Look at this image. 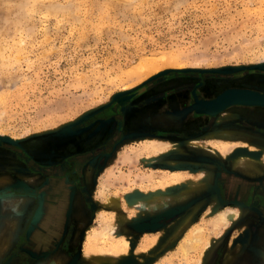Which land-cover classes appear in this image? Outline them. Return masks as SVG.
<instances>
[{
	"label": "rangeland",
	"instance_id": "374dc122",
	"mask_svg": "<svg viewBox=\"0 0 264 264\" xmlns=\"http://www.w3.org/2000/svg\"><path fill=\"white\" fill-rule=\"evenodd\" d=\"M167 69L176 70L170 83L207 78L214 97L232 88L264 93V0H0V146L44 161L72 145L100 141V113H110L119 95ZM231 104L264 111V104ZM225 108L215 112L217 129L188 145L154 135L118 142L96 171L94 162L85 169L89 208L73 210L62 235L70 232L72 244L65 238L44 254L22 251L24 238L16 244L22 230L1 224L0 264L19 253L26 256L16 264H95L85 244L113 221L118 241L125 237L130 246L116 259L103 257L112 261L103 264H231L230 254L246 247L262 220L254 219L253 208L226 201L224 177L211 176L230 166L263 169L264 138L252 126L240 127L235 106ZM150 137L175 146L147 151L142 141ZM220 142L230 148L221 151ZM174 170L188 177L169 185L163 175ZM151 176L165 189L149 182ZM160 189L164 197L145 199ZM106 196L115 203H106ZM30 198L0 197V214L14 220ZM137 199L146 202L133 204ZM229 208L241 209L238 218L217 224ZM169 209L177 211L164 214ZM196 231L200 238L184 253L181 245ZM98 241L107 254L109 238Z\"/></svg>",
	"mask_w": 264,
	"mask_h": 264
},
{
	"label": "flooded vegetation",
	"instance_id": "af4514ba",
	"mask_svg": "<svg viewBox=\"0 0 264 264\" xmlns=\"http://www.w3.org/2000/svg\"><path fill=\"white\" fill-rule=\"evenodd\" d=\"M173 79H175L174 76L164 77L144 86L139 91H134L132 96L124 102L115 100L110 113H100V127L98 128V131L100 130V141H92L86 146L78 145L76 147L72 145L73 147H70L72 149L58 159L49 157L50 159L41 161L33 153H25L18 147L4 148L0 146V171H9L32 178L34 183L30 184L34 187L41 186V182L45 186H49V189L44 191L41 198L31 195L22 213H20L22 231L18 235L16 244L24 238L30 215L41 202L45 208L43 210L44 214L35 229V233L29 239L26 237L28 244L40 245V247L56 244L57 247L65 238L68 240L70 232L63 238L62 235L67 228L66 223L72 211L79 209L84 214L87 211L86 209L89 208L87 190L84 184V177H87L85 169L94 162V170L96 171L106 160L107 154L123 139L154 135L178 141L182 140L185 143L186 140L189 141L192 137H196L201 133L217 129L214 124L217 115L215 113L209 114L205 111L193 109L182 116L176 111V109L198 100L211 99L217 94L215 88L210 87L207 78H199L194 82L174 81L170 83ZM234 106L240 114L238 120L240 127L247 129L252 126L264 138V111L260 110L258 105L244 104H228L225 109ZM163 115H166L165 118L162 117ZM96 124H99V120ZM96 138H99V136ZM35 164L55 166L58 170L56 173L44 172L39 170ZM254 171L251 174L244 166L242 168H232L230 166L229 170H224L220 175L213 174L211 177H224L220 181V194L226 201L253 208L255 212L253 214L256 216L254 219L262 220L256 225L255 231H257L259 226L264 225V168L259 170L257 168ZM24 177L14 178H21L24 181ZM70 193H72V197ZM68 197H71V206L69 207L71 210L68 220H64V227L62 232L60 231L61 236L59 238L53 236L49 239L41 238L42 236H48L45 225L53 219V208H62ZM64 207L67 209L66 205ZM162 221H164L163 223L168 222L164 219ZM74 223H76L75 220L71 221L69 226L71 235L74 231ZM36 234L40 236V239ZM262 235L258 234L257 236L262 237ZM69 240L68 245L72 244ZM9 256L10 253L3 261L7 260ZM15 256L9 260L10 264L18 263L26 255L19 253Z\"/></svg>",
	"mask_w": 264,
	"mask_h": 264
},
{
	"label": "water",
	"instance_id": "95a60500",
	"mask_svg": "<svg viewBox=\"0 0 264 264\" xmlns=\"http://www.w3.org/2000/svg\"><path fill=\"white\" fill-rule=\"evenodd\" d=\"M165 72H167V75H161ZM161 73H158L148 79H146L144 82H142L138 87H135L132 89V91H127L122 93L121 95L118 96L116 100L124 102L128 100L134 91H139V89H143L144 86L152 84L153 82L157 81L156 79H162L164 77L171 76L173 73L176 72V70H164ZM138 89V90H137ZM231 103H249V104H264V93H258L255 91H250L248 89H243V88H232V89H227L218 94L216 97L208 99V100H198L192 104L191 107H194L197 110L205 111V112H210V113H215L216 111L224 108L226 105L231 104ZM113 104V103H112ZM105 108V107H104ZM101 110H105V109ZM102 113V112H101ZM2 144V142H0ZM35 166L44 172L48 173H56L58 170L57 167L55 166H44V165H39L35 164ZM49 186H39V187H29L26 185L25 181L18 179L13 183H10L4 188H0V197L5 196V195H11L14 193H21V194H28V195H36L41 198V195L44 194V191L48 190ZM67 195V193L65 192ZM72 197V193H70ZM71 197H68L66 202H64L62 208H53V219L49 221V224L45 225V229L48 233V236H42L41 238L49 239L51 236L55 237H60L62 229L64 227V220H68V217L70 215V210L69 207L71 206ZM67 206V209L64 206ZM45 208L43 207V203L41 202L40 205L37 206L36 210L33 211V213L30 215L29 221L27 223L26 229H25V235L24 239L21 242V248L19 250L22 251H29L30 253H35V254H44L47 251L53 249L56 244L53 246L51 245H45L43 247H40V245H32L28 244V239L35 233V229L40 223ZM177 210L175 209H169L164 212V214H171ZM49 225V226H48ZM146 226H155V224H148L146 223ZM61 231V232H60ZM36 236H38L36 234ZM26 237L28 239H26ZM38 239H40V236H38ZM17 250L16 252H18Z\"/></svg>",
	"mask_w": 264,
	"mask_h": 264
},
{
	"label": "bare ground",
	"instance_id": "6f19581e",
	"mask_svg": "<svg viewBox=\"0 0 264 264\" xmlns=\"http://www.w3.org/2000/svg\"><path fill=\"white\" fill-rule=\"evenodd\" d=\"M54 9H56V7ZM141 72H142V70H141ZM150 138H149L148 141H145V140L142 141L143 144H144L142 148L146 149L147 151L155 152L156 150L165 149V148H171V147L175 146L173 143H167V142H164V141L162 142L160 140H157L159 138L156 139V137L155 138L154 137H150ZM228 145L229 144L227 142H220V146H218V147H219V149H221V151L225 152L227 149L230 148V147H228ZM240 159H242V158H240ZM244 162H246V161H244ZM246 164H247V162H246ZM240 165H241V163H240ZM245 168H248V170H247L248 172H255L254 171L255 169H253L251 167L250 168L249 167H245ZM186 173H187L186 171L174 170V172L164 173L163 177L164 178H169L168 180H171V181H169L168 184L172 185V184L180 183L181 181L185 180V178L187 176V175H185ZM201 173L205 174V171L203 170V171H201ZM148 180H149V182H152V183L158 181L159 182L158 185L162 188V190L165 189V186H163V182L161 180H159V179L157 180L156 177L151 176L150 178H148ZM189 183H192V182H189ZM166 186H168V185L166 184ZM162 190L161 191H152L151 194L145 196L146 197L145 199L148 200L147 197H149L153 201V199H155V198L164 197L166 192L162 191ZM105 199H106V203H108V204H114L115 201H116L115 198L108 197V196H106ZM146 200L137 199V200H135L133 202V204H135L136 202L145 203ZM135 207H136V205H135ZM240 213H241V209L240 208H238V209L229 208V209H227L225 211L220 212L219 215L217 216L216 220H214V221L217 222V224H219V223L230 224V223H232L233 221H235L238 218ZM117 231H118L117 223H114V221H113V223L108 225V227L107 226L106 227L103 226L101 228V230L95 232L93 238L88 239V242L85 244V248L88 249V252H91V253H85V256L88 259H90L92 262H94L95 264H103V262L111 261L110 259H102L103 257H109L110 256V257H113L114 259H116L120 255L125 254L128 251V248L130 246L129 240L124 237L123 240L118 241L120 239H118V236H116L117 235ZM197 231L200 232L199 230H197ZM197 231L195 232V234L193 233L192 235H190L189 238H187L184 241L185 243H183V245H181V248L184 251V253L188 252V250H189L188 244L190 245L192 242L197 241L200 238V236H197V233H198ZM105 235L110 240V248H107V254H105L106 250L104 248L100 247L99 241H98L101 236H105ZM121 243L124 244V245L119 246V244H121ZM145 247L148 248L149 246L147 245ZM123 250L125 251V253H123L124 252ZM98 252H101V254H98L100 256H94L93 255V253L96 254Z\"/></svg>",
	"mask_w": 264,
	"mask_h": 264
},
{
	"label": "crops",
	"instance_id": "0c3cea01",
	"mask_svg": "<svg viewBox=\"0 0 264 264\" xmlns=\"http://www.w3.org/2000/svg\"><path fill=\"white\" fill-rule=\"evenodd\" d=\"M193 103L188 104L186 106H183L179 109H176V111L182 116L186 115L188 112L191 110L195 109L194 107H191ZM166 115H163L164 117ZM165 118V117H164ZM163 118V119H164ZM167 118V117H166ZM182 144L188 145L187 143H184V141H178ZM186 149V148H185ZM189 149V148H188ZM190 153V152H189ZM182 156H178L179 158ZM7 177H24L22 174H14L9 171H0V185H9L10 183L15 182L19 178H12V180H9ZM3 178V179H2ZM4 178H6L4 180ZM6 182V183H5ZM0 186V187H1ZM24 197V194L21 193H14L11 195H5L1 196L3 198H10V197ZM74 198V197H73ZM72 200L74 201V199ZM2 213V212H1ZM15 219L16 221L14 222L13 217L7 214V212H3V214H0V225L1 224H12L11 226L6 225L5 228L9 229L11 228L13 231H20L22 230L21 226V216L19 212H15ZM264 234V225L261 227L259 226L257 231H256V236L252 237L249 242L246 244V247L241 250L240 253H234L232 252L230 254V258L228 259L231 264H264V238L263 237H258L257 235ZM228 260L226 262H228Z\"/></svg>",
	"mask_w": 264,
	"mask_h": 264
}]
</instances>
